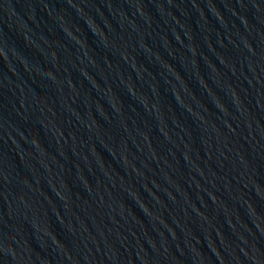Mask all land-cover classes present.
Here are the masks:
<instances>
[{"label":"water","instance_id":"water-1","mask_svg":"<svg viewBox=\"0 0 264 264\" xmlns=\"http://www.w3.org/2000/svg\"><path fill=\"white\" fill-rule=\"evenodd\" d=\"M0 264H264V0H0Z\"/></svg>","mask_w":264,"mask_h":264}]
</instances>
